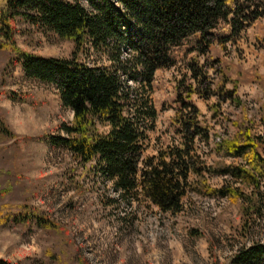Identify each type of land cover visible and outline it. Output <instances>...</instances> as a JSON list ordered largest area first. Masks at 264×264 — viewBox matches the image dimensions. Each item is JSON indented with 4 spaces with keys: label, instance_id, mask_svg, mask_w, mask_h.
<instances>
[{
    "label": "rangeland",
    "instance_id": "rangeland-1",
    "mask_svg": "<svg viewBox=\"0 0 264 264\" xmlns=\"http://www.w3.org/2000/svg\"><path fill=\"white\" fill-rule=\"evenodd\" d=\"M16 26L20 48L71 57V39L20 17ZM239 44L236 50L214 43L208 56L230 78L227 87L237 83L240 101H222L215 111V95L191 97L211 127L209 140L198 141L207 165L243 162L216 151L223 137L245 128L264 133V17ZM13 55L0 46V257L13 264H237L233 258L241 246L264 242V213L253 214L247 223L242 198L201 191L203 181L219 187L231 181L229 176L192 173L182 209L164 211L144 196L129 199L118 193L110 180L95 173L94 161L84 163L64 148L49 146L42 138L59 133L60 124L72 120V111L62 105L53 84L28 77L20 63L11 61ZM81 58L106 61L94 51ZM180 66L157 70L151 86L129 81L130 112L147 133L144 156L177 138L173 118L180 105ZM152 109L154 115L148 113ZM235 185L251 189L243 182ZM26 211L42 219H12Z\"/></svg>",
    "mask_w": 264,
    "mask_h": 264
},
{
    "label": "trees",
    "instance_id": "trees-1",
    "mask_svg": "<svg viewBox=\"0 0 264 264\" xmlns=\"http://www.w3.org/2000/svg\"><path fill=\"white\" fill-rule=\"evenodd\" d=\"M73 41L71 57L46 56L20 48L16 42L18 18ZM264 17V0H5L0 5V46L10 49L28 77L53 84L72 120L59 133L42 139L64 148L82 162L94 161L97 175L110 180L129 199L144 196L164 211L182 209L190 175L229 176L231 181L201 191L244 201L245 221L264 213V133L245 128L223 137L216 151L243 162L207 165L199 142L210 138L211 127L193 94L217 101L239 102L237 83L209 58L214 43L240 50L245 32ZM228 27L226 33L216 31ZM196 36V41L190 39ZM99 54L104 63H89L81 54ZM183 67L177 82L179 107L173 118L177 138L143 155L146 130L131 114V84L151 86L161 68ZM213 69V76L210 74ZM221 73V80L214 77ZM154 115V110L148 111ZM250 186L245 192L235 184ZM39 219H38V218ZM16 221L42 218L33 211L17 212ZM248 223V222H247ZM49 225H52L51 223ZM237 264H264V242L241 246ZM0 264H13L0 257Z\"/></svg>",
    "mask_w": 264,
    "mask_h": 264
}]
</instances>
